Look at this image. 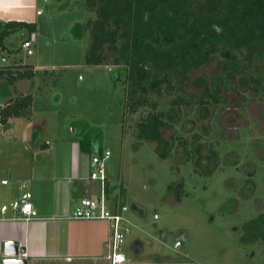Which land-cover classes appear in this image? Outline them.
I'll return each instance as SVG.
<instances>
[{"label": "rangeland", "instance_id": "1", "mask_svg": "<svg viewBox=\"0 0 264 264\" xmlns=\"http://www.w3.org/2000/svg\"><path fill=\"white\" fill-rule=\"evenodd\" d=\"M39 8L36 55L27 54L33 46L16 51L20 41L13 33L6 41L15 50L9 58L54 69L37 68L32 79H17L14 86L0 83V104L33 80L31 106L34 119L45 122L44 138L51 140L54 131L84 135L110 150L108 175L115 192L124 190L128 207L124 251L138 238L143 257L153 256L152 243L160 245V264H264V215L255 225H243L264 214V91L251 90L242 74L217 83L212 76L223 73L217 55L186 75L185 95L193 96L188 104L172 103L173 93L162 99L159 108L169 112L172 127L157 128L158 138H137L134 122L148 109L122 118L125 67L84 62L92 43L84 24L94 17L85 0H39ZM253 68L264 73V62ZM207 88L224 101L200 105L197 97ZM10 122L13 134H21L23 121ZM5 133L0 131L2 153L17 144L31 163L23 141L11 142ZM175 134L186 140L188 155ZM169 144V154L161 157L158 152Z\"/></svg>", "mask_w": 264, "mask_h": 264}, {"label": "trees", "instance_id": "2", "mask_svg": "<svg viewBox=\"0 0 264 264\" xmlns=\"http://www.w3.org/2000/svg\"><path fill=\"white\" fill-rule=\"evenodd\" d=\"M85 4L94 17L84 24L92 39L84 62H111L125 67L122 118L127 112L148 109L134 122L132 134L137 138H158L157 128L172 127L169 112L159 108L162 99L166 101L167 95L173 93L172 103L188 104L193 96L185 95L186 75L198 64L208 65L217 55L222 57L223 71L222 75L212 76L217 83L225 85L227 76L242 74L248 76L251 90L264 91V73L253 68L264 62V0H85ZM19 30L29 35L35 25L14 20L0 22V50L4 48L3 36ZM1 75L12 83L33 77L34 70L30 64L19 63L1 67ZM197 100L200 105L224 101L211 88ZM31 102L32 93L26 92L0 105L5 125L9 117H29ZM172 137L188 155L186 140L177 134ZM171 148L169 144L158 153L165 158ZM104 189L108 192L106 181ZM123 193L122 189L118 191L119 200ZM263 215L260 213L243 225H255ZM261 236L264 238L263 233Z\"/></svg>", "mask_w": 264, "mask_h": 264}, {"label": "crops", "instance_id": "3", "mask_svg": "<svg viewBox=\"0 0 264 264\" xmlns=\"http://www.w3.org/2000/svg\"><path fill=\"white\" fill-rule=\"evenodd\" d=\"M41 14L39 0H0V22L14 20L35 25L34 37L28 47H22L21 44L29 39L30 34L27 35L21 30L14 32L20 41L16 51L33 46L27 54L36 55ZM11 34L13 33L2 38L4 48L0 50V68L21 63L30 64L34 71L37 68L44 71L54 69L43 64L10 61L9 56L15 50L7 47L6 41L10 40ZM32 78L21 79L29 81ZM4 81L1 75L0 83ZM33 85L32 80L29 88L21 89L19 94L31 92ZM8 99H2L0 105ZM17 118L23 121V131L15 135L10 121ZM44 126L45 122L42 124V120L34 119L31 106L29 117H9L3 129L6 131L5 138L11 142L23 141L24 149L31 151V163L29 157L18 149L17 144L14 150H4L3 153L0 144V202H8L22 192L29 191L37 217L28 221L8 217L0 219V264L4 258L3 243L9 240L15 241L18 248H23L24 251L19 253V257L25 258L27 264H111L107 257L111 253L107 222L99 219H76L70 216L80 198H94L99 195V181L88 177L89 161L90 156L99 149L108 148L101 147L94 137L62 136L57 135L55 131L50 138L52 143L42 135ZM105 164L108 186V192L105 190V194L108 204L121 201L126 205L119 200L118 192H115L117 184H113L108 175L110 170L108 158ZM125 212L126 225L130 228ZM126 241L127 238L124 247ZM124 247L125 260L117 264H160L159 262L165 259L159 253L160 245L154 243L153 256L143 257V242L138 238L128 245L127 251H124Z\"/></svg>", "mask_w": 264, "mask_h": 264}, {"label": "built area", "instance_id": "4", "mask_svg": "<svg viewBox=\"0 0 264 264\" xmlns=\"http://www.w3.org/2000/svg\"><path fill=\"white\" fill-rule=\"evenodd\" d=\"M39 12L37 11V13ZM33 37V33L30 34L29 39L24 40L21 46L28 47ZM4 127L5 123L0 114V131ZM109 155L110 150L104 149L101 154H92L90 156L88 177L99 181V195L94 198H80L70 216L76 219H99L107 222L109 230L108 243L111 250V253L107 257L111 264H117L125 260L123 245L129 233V227L126 225L124 217L127 206L120 204L119 201L113 202L111 205L107 202L104 184L106 181L105 163ZM30 199L31 193L24 191L17 198L8 202H0V219L8 217L28 221L36 218L37 212L32 206Z\"/></svg>", "mask_w": 264, "mask_h": 264}, {"label": "water", "instance_id": "5", "mask_svg": "<svg viewBox=\"0 0 264 264\" xmlns=\"http://www.w3.org/2000/svg\"><path fill=\"white\" fill-rule=\"evenodd\" d=\"M23 248H18L15 241H5L3 243L1 260L2 264H27V260L23 257H19V253H23Z\"/></svg>", "mask_w": 264, "mask_h": 264}]
</instances>
